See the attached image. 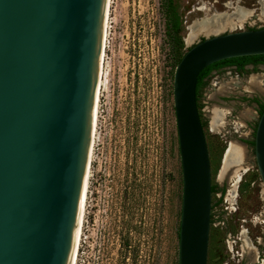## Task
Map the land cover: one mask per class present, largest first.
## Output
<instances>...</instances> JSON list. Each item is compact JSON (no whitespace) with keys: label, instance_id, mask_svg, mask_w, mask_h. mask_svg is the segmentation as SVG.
Segmentation results:
<instances>
[{"label":"rangeland","instance_id":"1","mask_svg":"<svg viewBox=\"0 0 264 264\" xmlns=\"http://www.w3.org/2000/svg\"><path fill=\"white\" fill-rule=\"evenodd\" d=\"M262 1L112 0L93 160L97 187L77 264H179L183 171L175 70L206 37L264 27ZM238 6L249 11L243 23L188 39L196 20ZM261 73L264 67L214 68L197 96L215 186L207 264H264L257 241L264 232V184L254 151L264 86L248 84ZM216 107L227 114L224 126L213 130ZM231 141L244 145L245 159L227 166ZM244 229L256 247L255 262L236 254L243 252V241L234 236Z\"/></svg>","mask_w":264,"mask_h":264},{"label":"water","instance_id":"2","mask_svg":"<svg viewBox=\"0 0 264 264\" xmlns=\"http://www.w3.org/2000/svg\"><path fill=\"white\" fill-rule=\"evenodd\" d=\"M110 0H0V264H74ZM264 54V27L206 37L174 75L179 264H207L212 177L197 103L208 66ZM264 184V111L255 131Z\"/></svg>","mask_w":264,"mask_h":264},{"label":"bare ground","instance_id":"3","mask_svg":"<svg viewBox=\"0 0 264 264\" xmlns=\"http://www.w3.org/2000/svg\"><path fill=\"white\" fill-rule=\"evenodd\" d=\"M262 1V0H260ZM111 4L112 0H110L109 4V13H108V21H107V29H106V38H105V46H104V54H103V63H102V71H101V79H100V88H99V96H98V105H97V114H96V128H95V134H94V141H93V147H92V154H91V160H90V166H89V173H88V179H87V186H86V192H85V199H84V205H83V212H82V218H81V224H80V231H79V237H78V244H77V250H76V257H75V263L77 264L81 240H82V234H83V224H84V216L86 212V206H87V199H88V192H89V184L90 179L92 176V163L95 157V147L97 143V135H98V118H99V112H100V102H101V90L102 86L104 85V57L106 54V47H107V38H108V27H109V20H110V10H111ZM260 16H264V1H262L261 6V12ZM249 17V11L244 8L243 6H238L235 8L233 12H218L215 11L210 17H205L199 20H196L189 28V38L193 39L195 36H197V33L203 31L207 33H214L222 28L226 27L227 25H234L236 23H243L244 20ZM247 20V19H246ZM248 84L251 88H257L264 86V74H252L250 78L248 79ZM250 88V89H251ZM227 114V111L223 108L216 107L213 110L212 113V129L216 130L217 128H222L224 126L225 122V116ZM245 159V147L243 144L231 141L229 146L226 149L225 152V160L226 165H232V164H239L242 163ZM224 165V164H223ZM237 166V165H236ZM246 232L243 233V235ZM243 238V236H242ZM244 243L248 250L253 249V244H250L244 237Z\"/></svg>","mask_w":264,"mask_h":264},{"label":"flooded vegetation","instance_id":"4","mask_svg":"<svg viewBox=\"0 0 264 264\" xmlns=\"http://www.w3.org/2000/svg\"><path fill=\"white\" fill-rule=\"evenodd\" d=\"M221 67H234L236 70H239V68H238V66L237 65H223V66H220V67H218V68H221ZM259 67H264V62L263 63H249V64H247L244 68L246 69V68H253V69H257V68H259ZM214 71V69H212L210 72H209V74L211 73V72H213ZM208 74V75H209ZM257 101L259 102V100L257 99ZM260 103H263V102H260ZM92 176H91V179H90V184H89V192H88V199H87V206H86V212H85V216H84V224H83V236H84V241L85 242H87V239H88V235L86 234V233H84V230L86 229V230H88L87 229V227L89 226V224H87L86 225V223H89V213H90V210H89V207L91 206V204H90V201L91 200H93L95 197H93V194L95 193V189H96V185H95V183L94 182H96L97 181V179H96V177H95V173H94V170H93V163H92ZM92 186H93V189H92ZM92 196V197H91ZM92 199H91V198ZM244 232H246V230L244 229V230H242V233H241V237H239L238 235L237 236H234L235 238L236 237H239V239L241 238L242 239V241H243V245H242V248H243V252H240L239 250L237 251V256H240V257H242V256H245L246 254L247 255H250L251 257H252V260L255 262V260H256V255H254V253H255V251H256V247L255 246H253V249L251 250V251H249L248 249H245V241H244V237H245V239L250 243V244H252L251 243V241L249 240V238L244 234L243 235V233ZM242 236H243V238H242ZM264 232L262 233V236L261 237H257V241L264 247ZM237 242V241H236ZM263 252H264V250H263ZM263 256H264V254H263ZM259 257H260V255H259ZM240 260L241 259H239L238 258V261L240 262ZM262 260H264V259H262Z\"/></svg>","mask_w":264,"mask_h":264},{"label":"trees","instance_id":"5","mask_svg":"<svg viewBox=\"0 0 264 264\" xmlns=\"http://www.w3.org/2000/svg\"><path fill=\"white\" fill-rule=\"evenodd\" d=\"M183 57V56H182ZM181 57V58H182ZM181 60V59H180ZM179 60V62H180ZM264 62V54L262 55H253V56H243V57H235V58H229L226 60H222L219 62H216L208 67H206L200 74L198 81H197V96H199L200 88L204 83V79L208 76L209 72L214 69L218 68L223 65H237L239 70L245 69L244 67L249 63H263ZM257 101V100H256ZM264 111V104H261V113ZM260 113V114H261ZM213 192L215 191V186H212Z\"/></svg>","mask_w":264,"mask_h":264},{"label":"built area","instance_id":"6","mask_svg":"<svg viewBox=\"0 0 264 264\" xmlns=\"http://www.w3.org/2000/svg\"><path fill=\"white\" fill-rule=\"evenodd\" d=\"M238 239H239V237H236V240H234V241L236 242ZM234 241H233V242H234ZM236 254H237V253H236Z\"/></svg>","mask_w":264,"mask_h":264},{"label":"crops","instance_id":"7","mask_svg":"<svg viewBox=\"0 0 264 264\" xmlns=\"http://www.w3.org/2000/svg\"><path fill=\"white\" fill-rule=\"evenodd\" d=\"M236 25V24H235ZM235 25H234V27H235Z\"/></svg>","mask_w":264,"mask_h":264}]
</instances>
